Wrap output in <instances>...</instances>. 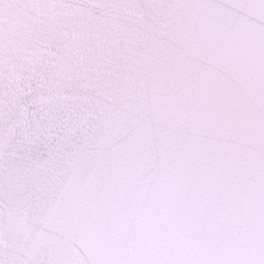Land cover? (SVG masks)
Instances as JSON below:
<instances>
[{
    "label": "snow or ice",
    "instance_id": "obj_1",
    "mask_svg": "<svg viewBox=\"0 0 264 264\" xmlns=\"http://www.w3.org/2000/svg\"><path fill=\"white\" fill-rule=\"evenodd\" d=\"M0 264H264V0H0Z\"/></svg>",
    "mask_w": 264,
    "mask_h": 264
}]
</instances>
